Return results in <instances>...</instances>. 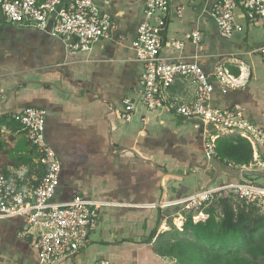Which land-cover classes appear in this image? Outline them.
Returning <instances> with one entry per match:
<instances>
[{"label":"crops","instance_id":"crops-1","mask_svg":"<svg viewBox=\"0 0 264 264\" xmlns=\"http://www.w3.org/2000/svg\"><path fill=\"white\" fill-rule=\"evenodd\" d=\"M216 1L169 0L159 55L195 60L206 74L221 65L238 75L239 64L245 63L250 75L242 88L223 94L211 76V104L242 111L264 128V30L238 7L234 31L221 36L208 13ZM144 3L95 0L97 8L110 15L113 28L88 50L69 48L55 36L7 23L0 16V173L26 165L33 175H42L38 152L13 118L25 107L41 108L45 141L61 165L52 201L81 197L99 205L96 225L88 229L80 250L47 264H176L161 253V242L168 240L165 232L184 200L199 193L196 187L205 190L211 179L201 156L206 154L204 138L213 132L211 125L142 106L128 122L116 117L123 99L134 96L143 72L131 43L146 19ZM194 30L202 34L200 43L185 41L181 49L173 47L172 42L185 40ZM169 92L185 100L193 95L184 81H177ZM250 164L249 171L264 173V145ZM233 181L220 173L207 190ZM177 223L174 218L173 225ZM24 224L22 216L0 218V264H45L31 236L20 235Z\"/></svg>","mask_w":264,"mask_h":264},{"label":"built area","instance_id":"built-area-1","mask_svg":"<svg viewBox=\"0 0 264 264\" xmlns=\"http://www.w3.org/2000/svg\"><path fill=\"white\" fill-rule=\"evenodd\" d=\"M238 7L244 10L249 21L264 30V0H217L208 13L221 36L228 37L234 31V11ZM168 10L169 0H145L146 19L138 25L131 43L143 72L134 96L123 99V109L116 112V117L128 122L138 106H142L148 110L163 108L185 118H197L213 128V132H207L204 138L208 156L216 157L215 141L218 137L239 136L249 142L256 160L259 146L264 145V128L246 118L242 111L211 104L214 86L210 78L219 83L225 94L228 89H239L247 84L249 67L242 62L239 74L232 75L218 65L206 74L195 60L162 58L159 51L164 41L162 28ZM0 16L7 23L32 27L55 36L76 50L90 49L95 42L109 37L113 28L110 15L99 10L95 0H0ZM184 39L172 42L173 47L181 49L185 41L198 44L202 41V34L194 30ZM177 81L187 82L192 87L191 99L170 95V87ZM44 117L45 111L36 107H25L13 116L39 154L36 164L42 175H33L26 165L12 169L7 175L0 173V218L22 216L25 224L20 235L31 236L39 260L47 264L72 257L80 250L87 241L88 229L96 225L99 205L81 197L63 203L52 201L61 165L55 151L45 141ZM251 166L240 168L249 170ZM221 191H225L224 196L232 194L246 203L264 206V187L246 178L185 199L181 212L174 217L178 221L175 227L181 231L187 212L195 208L198 211L191 215L193 223L206 220L208 214L203 209ZM93 264L109 263L99 260Z\"/></svg>","mask_w":264,"mask_h":264},{"label":"trees","instance_id":"trees-1","mask_svg":"<svg viewBox=\"0 0 264 264\" xmlns=\"http://www.w3.org/2000/svg\"><path fill=\"white\" fill-rule=\"evenodd\" d=\"M215 151V159L226 166H248L253 160L249 142L239 136L218 137ZM246 178L264 187V176ZM215 196L206 209L208 218L193 223L188 216L182 231L187 237L161 242V253L176 264H264V214L232 194Z\"/></svg>","mask_w":264,"mask_h":264},{"label":"water","instance_id":"water-1","mask_svg":"<svg viewBox=\"0 0 264 264\" xmlns=\"http://www.w3.org/2000/svg\"><path fill=\"white\" fill-rule=\"evenodd\" d=\"M201 156L206 161L205 171L207 173H211V179L209 181V184H207V186L204 188L205 190H207V187L213 183V181L216 179V177L220 173L225 174L226 176L231 177L238 182L242 181V180H246V176H248V175L264 176V173L244 170L243 168L232 169V168L224 167L214 157L208 156L207 154H202ZM190 175L196 177L195 172H191ZM205 190H200L198 187H196L197 192H202Z\"/></svg>","mask_w":264,"mask_h":264},{"label":"rangeland","instance_id":"rangeland-1","mask_svg":"<svg viewBox=\"0 0 264 264\" xmlns=\"http://www.w3.org/2000/svg\"><path fill=\"white\" fill-rule=\"evenodd\" d=\"M223 192H225V191H223ZM222 191L220 192V194H218V196L220 197L222 194V196H224L226 193H223ZM214 195V194H213ZM213 195H212V198H213ZM214 199V198H213ZM236 203H238V202H236ZM208 207V206H207ZM207 207L205 208V209H203V212H205V213H207L206 212V209H207ZM195 210V211H194ZM193 211H189V212H187V217L188 216H191L193 213H196L197 211H198V209H194ZM258 212L261 214H264V206H258ZM216 213V212H215ZM217 215H216V221H218V213H216ZM170 222H172L171 224H170V229L168 230V231H166L165 233H167L165 236H166V238L168 239V240H170V239H178V238H182V237H184V238H186L187 236L186 235H183L182 234V231H183V228H182V230L180 231V230H178L174 225H173V218H172V221H170ZM177 233H180V236H178V234ZM182 234V235H181Z\"/></svg>","mask_w":264,"mask_h":264}]
</instances>
